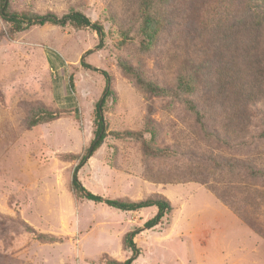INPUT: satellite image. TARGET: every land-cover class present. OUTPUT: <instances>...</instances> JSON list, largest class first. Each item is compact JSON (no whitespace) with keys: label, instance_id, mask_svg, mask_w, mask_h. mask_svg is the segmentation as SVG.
I'll return each mask as SVG.
<instances>
[{"label":"rangeland","instance_id":"374dc122","mask_svg":"<svg viewBox=\"0 0 264 264\" xmlns=\"http://www.w3.org/2000/svg\"><path fill=\"white\" fill-rule=\"evenodd\" d=\"M121 1L10 0V9L16 12H52L61 17L70 9L78 10L91 23L103 26L102 39L90 27L71 24L45 23L11 32L0 17V264H104V255L124 261L131 256L129 249L122 248L123 237L130 231L136 232L133 242L139 250L131 264H264V212L253 208L242 216L239 203L231 202L234 198L230 197L228 204L223 201L225 196L217 198L207 186L213 181L211 166L200 165L204 181H208L205 184L197 179L153 183L144 177L139 142L105 137L78 170V180L103 200L137 201L153 193L165 196L172 210L162 224L152 228H145L144 222L156 213L155 206L126 211L103 201L77 198L71 192V173L77 161L64 155H81L89 146L104 73L111 77L116 96L105 107L108 131L140 130L146 107L153 104L150 118L161 126V145H200L202 151L214 147L201 137L179 100L148 98L122 75L117 64L119 56H129L146 76L171 85L180 62L200 57V49L205 50L199 44L196 26L169 27L149 54L139 53L135 32L136 39L119 49L116 27L105 14L107 5H112L117 19L137 25L131 15L134 8L125 9ZM206 78L215 91L216 77L210 74ZM208 94L210 98L211 90ZM38 104L61 112V116L28 127L29 108ZM259 109L257 105L248 109L255 137L261 131ZM254 145L262 147L264 142L256 140L248 153H253ZM220 150L226 155L237 153L224 147ZM177 160L154 165L166 172L173 167L194 168L198 161ZM215 178L216 187L224 185L235 200L239 191L257 187L237 175L217 173ZM253 196L250 189L247 198ZM21 221L62 241H38Z\"/></svg>","mask_w":264,"mask_h":264},{"label":"trees","instance_id":"16d2710c","mask_svg":"<svg viewBox=\"0 0 264 264\" xmlns=\"http://www.w3.org/2000/svg\"><path fill=\"white\" fill-rule=\"evenodd\" d=\"M130 1V2H129ZM125 9L134 8L132 16L137 25L127 24L116 18L112 5H107V19L116 27L120 38L119 49L138 40L137 49L141 54L152 52L169 27L190 24L196 26L195 33L200 37L199 44L203 49L200 57L196 55L190 60H182L175 81L171 85H163L157 79H152L129 56L117 58L118 67L123 76L131 79L136 87L148 98H168L179 100L184 111L193 117V123L198 128L201 137L214 147L200 150L195 147H181L176 144L161 145L158 138L161 133L160 124L150 116L154 110L153 104L146 107V116L140 130L108 131L105 119V107L109 99L115 101V92L111 86V77L104 73L105 84L100 99L93 110L94 131L89 146L79 154H66L65 158L76 160L71 173L70 190L77 198L97 202H105L108 206L126 211H136L149 206L156 207V213L144 222L145 228L162 224V221L172 210L169 200L159 194L141 200L109 199L88 192L77 177L78 170L86 160L102 145L108 135L118 139H133L140 143L144 157V177L153 183H177L197 179L207 183L205 173L200 165L211 166L209 177L212 183L207 184L217 198L228 204L239 203V211L245 216L247 210L256 208L264 212V146H253V153H248L251 144L256 140L264 142V0H122ZM0 17L10 26L11 32H21L33 25L51 23L54 25L71 24L74 27H90L100 38L104 37L103 26L98 22L91 23L80 11L70 9L68 13L58 17L52 12L45 14L31 12H16L10 9V0H0ZM136 33V38L132 33ZM194 32V31H193ZM208 34V35H207ZM197 48V45H195ZM82 66L86 65L82 62ZM213 74L217 80L216 90L207 76ZM69 84L73 88L72 78ZM211 90V96L209 94ZM213 93V94H212ZM261 104V105H259ZM260 106L259 125L261 131L256 137L251 131L250 106ZM65 109V108H62ZM78 110L74 112L77 116ZM61 112L53 111L42 104L29 108L28 127L48 123L58 119ZM148 134V138L144 135ZM224 147L237 153L224 154ZM242 152V154H239ZM179 158H187L190 162L196 158L193 167L162 172L154 164L157 162L177 163ZM220 176L237 175L241 181L257 187H249L256 196L248 197L249 188L239 191V199L231 195V191L217 186L216 174ZM215 175V176H213ZM230 203V202H229ZM25 231L32 233L41 242H61L62 238L52 234L35 231L27 223H20ZM135 231L126 233L122 248L129 249L131 256L124 261H118L107 255L103 257L104 264H131L138 248L133 242Z\"/></svg>","mask_w":264,"mask_h":264}]
</instances>
